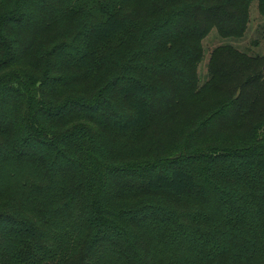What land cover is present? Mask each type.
I'll return each mask as SVG.
<instances>
[{"label":"trees","instance_id":"trees-1","mask_svg":"<svg viewBox=\"0 0 264 264\" xmlns=\"http://www.w3.org/2000/svg\"><path fill=\"white\" fill-rule=\"evenodd\" d=\"M160 1L0 0V264H264V57L224 46L198 74L253 0ZM139 2L165 18L142 57ZM108 131L152 132L148 158H108Z\"/></svg>","mask_w":264,"mask_h":264},{"label":"rangeland","instance_id":"rangeland-1","mask_svg":"<svg viewBox=\"0 0 264 264\" xmlns=\"http://www.w3.org/2000/svg\"><path fill=\"white\" fill-rule=\"evenodd\" d=\"M217 0H161L160 3L168 7V11L172 8H176L178 11L185 7L194 4L204 3L206 5H211L216 3ZM146 5L145 2L137 3L133 9L129 11V14H136L139 17V21L136 23V31L133 38L130 39L134 44L128 48L130 52L136 57H142L149 51H158L157 46H153L150 43L151 37H153L157 31V23L162 22L165 18L161 15L157 16L155 19L145 12ZM63 32L68 34L72 31H78L80 26L76 21L73 25L65 24ZM203 46V58L198 66V74L201 79V84H204L209 79V64L213 53L221 47H233L234 49L246 53L252 57L260 56L264 57V12L261 11L260 0H253L249 11V22L247 25L246 33L241 38H223L218 34L216 28H214L202 42ZM162 54H167L160 52ZM121 115L128 114V111L124 108L118 112ZM132 115V114H130ZM154 133V130H153ZM152 132L146 133L144 136L137 137H126L123 134H119L115 131L101 132L100 136L96 138V147H99L106 153H109L108 158L116 160H126L131 154H138L141 158H148L149 150L151 149V139ZM178 144L183 145L184 142L177 141ZM78 156L82 157L80 152H77ZM169 154V157L172 158ZM174 156L173 158H175ZM173 165V163H171ZM220 164L218 168L223 166ZM219 169H214L213 171H218ZM212 172V171H210ZM201 171L199 174H203ZM218 174L216 175L219 177ZM220 180L227 181L225 176L220 177ZM157 204L166 205L172 207L173 209L177 205L171 204L172 202L166 199L157 200ZM107 205V204H106ZM108 206V205H107ZM199 207V206H197ZM195 208V207H194Z\"/></svg>","mask_w":264,"mask_h":264}]
</instances>
